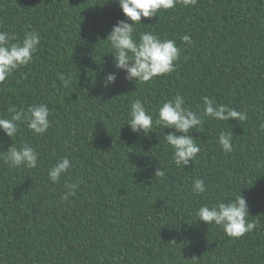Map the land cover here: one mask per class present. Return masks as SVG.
Instances as JSON below:
<instances>
[{"label": "trees", "instance_id": "16d2710c", "mask_svg": "<svg viewBox=\"0 0 264 264\" xmlns=\"http://www.w3.org/2000/svg\"><path fill=\"white\" fill-rule=\"evenodd\" d=\"M122 19L116 0H0V31L41 37L32 63L0 83V118L11 105L44 103L51 122L43 136L24 125L12 138L0 131V264H264V0L178 2L142 17L137 34L151 31L181 50L174 72L147 83L126 80L107 53ZM109 72L117 78L105 89ZM177 93L196 112L207 96L247 113L191 130L200 152L186 168L163 141L172 129L154 125L145 135L125 124L132 101L155 119ZM221 131L232 133L231 153L217 142ZM12 143L36 148L37 167H9L3 151ZM65 155L73 167L52 184L48 169ZM197 178L207 186L200 195L191 191ZM77 180L76 195L63 200ZM240 192L252 232L233 239L196 221L201 205Z\"/></svg>", "mask_w": 264, "mask_h": 264}, {"label": "clouds", "instance_id": "9594fccd", "mask_svg": "<svg viewBox=\"0 0 264 264\" xmlns=\"http://www.w3.org/2000/svg\"><path fill=\"white\" fill-rule=\"evenodd\" d=\"M122 10L124 19L113 25L105 40L110 44L113 55V63L118 71L125 73L128 81L147 83L156 77L170 74L175 71V62L181 57V50L173 39H161L153 32L137 34V24L142 17L151 19L157 17L159 10L175 8L180 2L184 6L194 5L196 0H116ZM181 40L188 45L192 39L185 34ZM15 41V42H14ZM41 37L36 32H26L22 39L8 31H0V83L6 81L10 75L32 63L33 55L38 50ZM116 73L109 72L102 81L105 89L115 84ZM58 79L64 81L63 74H58ZM203 108L196 112L186 107L185 97L177 93L172 99L163 101L158 107L155 119L153 114L145 107L140 99L131 102L128 112L127 125L133 132H143L145 135L152 132L155 126L173 131L163 135V141L170 147L175 165L186 168L191 165L200 152L199 145L189 133L198 131L206 118L217 121L247 119L246 112L237 111L224 104H218L207 96L202 98ZM9 118H0V131L7 137H14L21 125L26 126L34 135L43 136L51 127L49 120L50 111L46 104H32L25 111L11 105L7 109ZM264 128V124L261 125ZM179 133V135H178ZM232 133L221 131L218 136V144L225 153L233 151ZM3 144L0 143V148ZM4 156V162L9 167L21 166L34 169L38 165L39 152L29 144H22L19 148L15 144L8 147ZM73 167L69 156L58 157L48 169V180L52 184H58L62 177ZM165 170L159 167L155 171V177L165 176ZM80 181L65 184L63 200L76 195ZM191 191L200 195L207 191L204 179H194ZM196 221H202L208 226L215 225L223 230L229 238H240L256 228L255 221L249 220V210L246 199L240 194L234 199L218 200L212 206L201 205L195 211Z\"/></svg>", "mask_w": 264, "mask_h": 264}]
</instances>
